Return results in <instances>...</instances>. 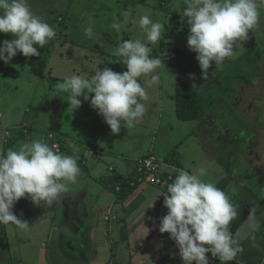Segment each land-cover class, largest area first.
I'll return each instance as SVG.
<instances>
[{"label": "crops", "instance_id": "crops-1", "mask_svg": "<svg viewBox=\"0 0 264 264\" xmlns=\"http://www.w3.org/2000/svg\"><path fill=\"white\" fill-rule=\"evenodd\" d=\"M28 2L45 20L57 3L55 0ZM4 38L13 37L10 33H0V39ZM173 44L184 54L182 65L173 67L165 63V67L161 64L154 73L158 75L156 83H150L152 74L138 78L149 99L142 101L146 112L132 127H121L120 133L109 139L99 136H113L109 126L100 121L98 126H94L96 123L92 126L98 132L97 138L89 135L84 140L61 134L62 151L70 150L72 145L79 148L80 174L75 183L68 184V191L51 205L41 202L37 206L28 198L15 203L17 207L13 206V213L28 221L29 227L16 228V247L8 231L0 230V264H182L175 242L167 232L158 230L160 218L168 211L161 194L166 193L167 188L139 180L135 171L137 160L147 156L148 141L153 142L149 154L164 160L170 156L171 163H168L176 167V175L180 169L191 173L205 168L206 175L202 179L215 183L236 205L237 216L229 227L242 250L227 264H264V158L255 153L258 150L246 154L248 147L242 141L233 140L228 133L231 125L222 130L216 118L222 113L214 114L210 110L212 104L217 103L222 110V100L217 102V97L212 98L214 91L206 87L209 80L202 79L198 65L190 64L197 60L190 61L192 57L187 56L188 52ZM12 60L7 67L11 68ZM108 62L91 66L90 77L97 68H106ZM179 81L198 94L197 118L183 120L176 113ZM165 98L170 102L169 108L165 107ZM172 108L174 112L171 113L168 110ZM8 118L7 113L4 118L0 111L3 125L0 150L5 153L32 141L30 133L21 136L20 124L14 125ZM25 136L30 137L19 140ZM124 137L129 139H122ZM131 137L139 141L140 147L135 142L129 143ZM116 140L123 142L120 145ZM168 171V166L161 169L164 175ZM153 199V206L147 207ZM105 216L112 219L105 220ZM49 223L52 231L46 233L45 226ZM142 224L150 229L146 237H143Z\"/></svg>", "mask_w": 264, "mask_h": 264}, {"label": "clouds", "instance_id": "clouds-1", "mask_svg": "<svg viewBox=\"0 0 264 264\" xmlns=\"http://www.w3.org/2000/svg\"><path fill=\"white\" fill-rule=\"evenodd\" d=\"M181 5L186 7L181 10L180 6V19L186 17L189 26L187 47L196 53L204 80L213 64L219 67L225 59L235 58L234 47L249 39L264 0H182ZM122 15L123 23L136 24L146 34L147 41L119 42L114 53L119 60L115 62L127 70L97 68L90 78L71 75L56 85L58 90L68 93V109L72 113L81 106L82 96L113 134L120 133L121 127H132L146 112L142 101L149 97L138 78L152 74L150 83L158 81V75L153 73L162 61L151 56L152 48L148 45L158 44L166 31L164 23L154 22L149 15L138 19H132L130 11ZM112 28L119 31L121 22H114ZM0 33H10L13 37L0 43V61L5 64L18 52L25 57L39 56L37 46L44 47L57 35L55 28L32 10L28 0H0ZM84 35L94 38L91 25L84 29ZM97 43H100L98 39ZM52 135L49 133V138ZM61 151L58 145L50 146L39 139L24 143L18 150L10 148L6 153L0 150V224L12 223L27 229L28 221L19 219L12 211L18 200L28 198L37 206L41 202L51 205L68 191L69 183L76 182L80 174L79 148L72 145V155ZM205 175L203 167L191 173L180 169L166 193H161L168 211L160 218L158 230L167 232L175 242L182 264H210L209 253L226 264L242 250L229 227L237 216L236 205L215 183L203 180ZM153 201L147 207H152ZM142 227L146 237L150 229L143 224Z\"/></svg>", "mask_w": 264, "mask_h": 264}, {"label": "rangeland", "instance_id": "rangeland-1", "mask_svg": "<svg viewBox=\"0 0 264 264\" xmlns=\"http://www.w3.org/2000/svg\"><path fill=\"white\" fill-rule=\"evenodd\" d=\"M55 2L57 3L50 9L49 19L46 20L57 33L47 72L57 76L59 80L53 83L52 79L42 80L33 75L29 69V57L19 52L13 57L11 68L3 61L0 62V111L4 118L7 113L8 119L14 125L29 124L28 126L33 129L30 133L32 141L43 140L51 146L48 137L50 132L55 134L54 140L58 141L62 133L84 140H87L89 135L97 138L98 132L92 126L95 123L94 126H98L99 121L103 123L102 116L98 115L97 110L90 106L89 101H84L82 96L79 97L82 101L81 106L72 113L68 109V93L58 90L56 85L63 82V78L79 73H82L80 76L84 78H90L91 66L107 61L105 58L108 56L104 58L102 49L104 51L109 49L114 53L119 42L128 39H139L147 43L146 34L136 24L123 23L122 14L125 11L131 12L132 19L149 15L154 22L164 23L166 31L162 40L156 45H148L152 48L151 56L155 57L154 49L159 45L167 46L175 43L188 52L187 56L192 57L190 61L195 59L196 53L187 47L189 33L187 18L182 21L178 12L180 6L181 10L186 7L181 5L182 0H55ZM259 11V21L249 32L247 42H250H238L234 47L235 58L225 59L219 67L213 64L216 70L210 67L208 77L210 73L211 77L204 80L206 82L209 80L206 87H210L211 92L215 93L212 98L217 97V102L222 100V110L220 103L212 104L214 109H210L214 114L222 113L216 117L218 124L222 125V130L227 125H231L228 133H231L233 140L242 141L248 147L246 154L248 151L258 150L255 153H259L264 158V5L260 6ZM116 21L121 22L119 31L112 28V24ZM89 25L94 29L92 39L84 35V29ZM97 39L100 43H97ZM4 40L0 39V43ZM79 43L81 46L77 47ZM85 55L89 56L88 59H81L87 57ZM190 64L199 66L198 61L195 60ZM108 67L116 72L127 70L126 66L119 62L113 65L109 61ZM220 84L222 88H219ZM91 95L93 94L90 93L89 97ZM169 106L170 102L165 98V107L169 108ZM168 111L172 113L174 109ZM242 127L246 128V131ZM116 135L99 134L103 139ZM30 136L19 140L25 141ZM235 136L242 138L236 139ZM122 139L128 140L129 137ZM116 142L121 145L123 141L116 140ZM131 142H135L140 147L137 139L131 137L129 143ZM152 144V141L146 143V155L149 154ZM154 144H157V141H154ZM71 149L61 153L73 154ZM86 155L89 157L87 152ZM187 157L190 158L191 153ZM14 207H17V204H14ZM16 228L17 226L12 223L0 224V230L8 231L11 243L15 247L18 246L14 234ZM51 231V223H49L45 226V232Z\"/></svg>", "mask_w": 264, "mask_h": 264}, {"label": "trees", "instance_id": "trees-1", "mask_svg": "<svg viewBox=\"0 0 264 264\" xmlns=\"http://www.w3.org/2000/svg\"><path fill=\"white\" fill-rule=\"evenodd\" d=\"M103 12V11H101ZM110 13V12H108ZM55 38L51 40L48 44H46L44 47L40 48L38 47V51L40 53L39 56H31L28 58V64H29V69L31 70V73L35 75L36 77L42 79V80H48L52 79L53 83L56 80H59L57 76H52L47 72V67L49 66V62L51 60V55L53 53V46L55 44ZM81 44L79 43L77 47H80ZM95 49V48H94ZM93 49V51H95ZM103 50V49H102ZM155 50V57H159L162 61L161 64L165 63H171L173 67L181 66L184 58V54L178 50L176 45L174 44H168L167 46L161 44ZM174 52L176 56L174 58H171L170 60L165 58V54L168 52ZM115 53V52H114ZM113 52L110 51H103L104 58L108 56V58H105L107 61H111V63L114 65L117 61L119 60L117 56L114 55ZM87 56V55H85ZM89 56L83 57L81 59H88ZM165 59V60H164ZM84 62V61H82ZM83 65V64H82ZM115 68V66H114ZM64 79V78H63ZM53 86V84H52ZM176 96H175V110L176 113L178 114L179 118L183 120H192L194 118H197L199 115V100H198V94L195 90L190 88L188 85L184 84L183 82H177V87H176ZM29 124H21V130H20V135H24L25 133H31L33 130L31 126H28ZM3 128V125L0 129ZM52 133V132H51ZM55 137V134H54ZM61 138V136H60ZM51 143L54 141L52 138H50ZM61 141V139H60ZM145 157V156H144ZM168 158H165L166 162L171 163V160ZM172 159L175 157L171 156ZM172 183V182H171ZM170 184V183H169ZM168 186V185H167ZM167 188V187H166Z\"/></svg>", "mask_w": 264, "mask_h": 264}, {"label": "built area", "instance_id": "built-area-1", "mask_svg": "<svg viewBox=\"0 0 264 264\" xmlns=\"http://www.w3.org/2000/svg\"><path fill=\"white\" fill-rule=\"evenodd\" d=\"M175 56L176 54L174 52H168L165 54V58L168 60L174 58ZM1 127L2 123L0 122V128ZM51 138L54 140V134L51 136ZM53 144L58 145V151L60 152L62 147L60 141L54 140L52 142V145ZM163 166L169 167V171L165 175L161 172ZM135 171L139 176V180L145 179L151 184L166 188L167 185L173 181L177 169L175 166L170 165L164 159L158 158L153 154H149L137 160ZM109 219L112 218H110L109 216H105V220ZM207 255L210 258V264H221V262L215 257H211L210 253Z\"/></svg>", "mask_w": 264, "mask_h": 264}]
</instances>
